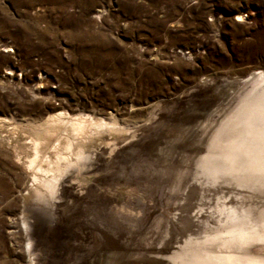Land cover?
<instances>
[{
	"label": "rangeland",
	"instance_id": "374dc122",
	"mask_svg": "<svg viewBox=\"0 0 264 264\" xmlns=\"http://www.w3.org/2000/svg\"><path fill=\"white\" fill-rule=\"evenodd\" d=\"M59 115L90 159L38 197ZM28 257L264 264V0H0V264Z\"/></svg>",
	"mask_w": 264,
	"mask_h": 264
},
{
	"label": "bare ground",
	"instance_id": "6f19581e",
	"mask_svg": "<svg viewBox=\"0 0 264 264\" xmlns=\"http://www.w3.org/2000/svg\"><path fill=\"white\" fill-rule=\"evenodd\" d=\"M255 124H252L250 129L252 132ZM89 126L90 124L85 118L66 120L60 115L49 117L42 124L30 126L33 134L31 133L32 135H29V145L32 155L30 158L28 157V168L35 166L34 170L40 173L38 174V177L32 174L33 179H31V181L33 185L31 186L35 195L39 197L40 194L46 193L43 197L47 195L51 196L58 186V181L61 180L65 172L68 170L79 171L84 168L85 162L90 159V156L86 155V152L82 149L80 143L82 142V137L87 138L89 135L93 134ZM56 130H59L60 133L54 143L48 147V150L53 153L52 158H48L45 155L46 151H42L44 145L47 143L45 142L47 137L44 139V136L47 135L49 138V136H52V134H54L53 132ZM241 134L243 133L239 132L235 135L239 138ZM233 137L234 136H231L229 140ZM61 142L64 143L62 150H60L61 145L63 144H61ZM235 143L236 142H232V145L230 146L227 144L226 148L233 147ZM245 147L246 146L242 148L243 155ZM42 163H44L45 166H43ZM23 224L25 225V231L27 232L28 227L24 221ZM30 248L31 244L29 243L27 245V251H29ZM28 262L29 264H33L30 257H28Z\"/></svg>",
	"mask_w": 264,
	"mask_h": 264
}]
</instances>
